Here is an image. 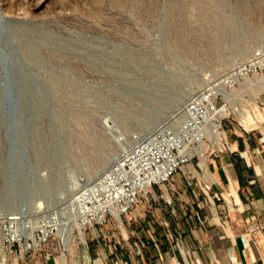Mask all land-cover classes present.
<instances>
[{
  "label": "rangeland",
  "instance_id": "374dc122",
  "mask_svg": "<svg viewBox=\"0 0 264 264\" xmlns=\"http://www.w3.org/2000/svg\"><path fill=\"white\" fill-rule=\"evenodd\" d=\"M44 35L50 38L46 42ZM123 46L143 63L131 61ZM259 49H264V0H0V148L8 141L6 164H0L8 173L5 183L0 178V217L36 222L67 212L71 200L121 155L162 127L180 123L191 98ZM132 81L145 83L131 94ZM42 85L60 93L63 101L51 113L61 110L66 118V127L56 130L62 155L42 166L44 173L37 167L34 138L23 129L29 128L31 99L45 91ZM230 114L220 136L200 149L204 155L176 177L177 188L190 187L186 181L193 177L197 192L201 168L213 149L225 145V131L264 127V73L237 88ZM102 136L107 141L100 146ZM26 171L33 176L28 179ZM173 190L174 182L155 189L131 217L147 230L149 223L163 228L173 203L164 193ZM193 200L184 196L175 204L188 213ZM119 226L99 228L100 242L144 236L128 221L122 230ZM93 242L92 232L69 223L63 236L38 254L22 257L0 246V264H85Z\"/></svg>",
  "mask_w": 264,
  "mask_h": 264
},
{
  "label": "crops",
  "instance_id": "0c3cea01",
  "mask_svg": "<svg viewBox=\"0 0 264 264\" xmlns=\"http://www.w3.org/2000/svg\"><path fill=\"white\" fill-rule=\"evenodd\" d=\"M225 140L202 166L197 192L193 177L185 188L174 180L163 228L149 223L147 230L134 216L131 224L142 239L93 242L85 264H264V127L229 129ZM192 195L188 213L176 206ZM139 243L144 247L137 255Z\"/></svg>",
  "mask_w": 264,
  "mask_h": 264
},
{
  "label": "built area",
  "instance_id": "2783aa9c",
  "mask_svg": "<svg viewBox=\"0 0 264 264\" xmlns=\"http://www.w3.org/2000/svg\"><path fill=\"white\" fill-rule=\"evenodd\" d=\"M263 73L264 49H259L191 98L180 123L162 127L121 155L71 200L67 212H56L36 222L28 216L0 217V246L24 257L42 252L63 236L69 223L92 232L97 242L103 236L99 228L120 224L122 230L127 221L133 222V212L155 189L172 187L175 178L204 155L200 149L216 137L231 116L230 103L237 88ZM164 196L170 199V193ZM143 247L137 244L135 254L140 255Z\"/></svg>",
  "mask_w": 264,
  "mask_h": 264
},
{
  "label": "bare ground",
  "instance_id": "6f19581e",
  "mask_svg": "<svg viewBox=\"0 0 264 264\" xmlns=\"http://www.w3.org/2000/svg\"><path fill=\"white\" fill-rule=\"evenodd\" d=\"M44 37H45V42H46V40L49 38V36L48 35H44L43 36V38L42 39H44ZM50 39V38H49ZM39 48L38 47H35L34 48V50L32 51V54H33V57L34 58H37L36 60V63L37 62H39V60H38V55H39ZM37 64H39V63H37ZM48 78V77H47ZM46 78V79H47ZM49 80V79H48ZM43 81V80H42ZM161 81V80H160ZM133 82V81H132ZM41 88H43V89H45V91L44 92H42V94L41 95H39L38 94V96L36 97L37 99H31L32 100V103H33V105L31 106L27 101V104H23L24 105V107H23V109H24V111H26L27 112V109H28V107L26 106V105H28L29 106V113H32V114H34V115H36V117H45L48 113V110H49V105L50 104H53V107H55V102H56V96H52L51 98H49V96H48V93H49V91H47V89H46V87H44V85H42V87ZM72 88V87H71ZM35 89V88H34ZM156 94H157V92H156ZM154 96V95H153ZM20 98H24L23 96H21ZM49 98V99H48ZM26 100V99H25ZM28 100V99H27ZM122 100V99H121ZM37 101H39V104L40 105H38V103H37ZM21 102H23L22 100H21ZM161 103V102H160ZM158 104V103H157ZM159 105V104H158ZM1 108V107H0ZM28 113V114H29ZM136 114V113H135ZM145 114V113H144ZM52 115V114H51ZM142 115V114H141ZM53 116V115H52ZM54 117V116H53ZM28 119L27 120H29V117H27ZM55 119H57V122L61 119V116L60 117H54ZM5 119V118H4ZM42 119V118H41ZM1 121H2V119H1ZM5 121V120H4ZM3 121V122H4ZM36 121V120H35ZM8 122V121H7ZM24 122V121H23ZM28 123V122H27ZM3 124V123H2ZM37 124H40L39 122H38V120H37ZM60 124V123H59ZM1 125V124H0ZM27 125V124H26ZM3 127H4V125H3ZM24 127H26V126H24ZM60 127V126H59ZM62 128V127H61ZM24 129V128H23ZM22 129V130H23ZM50 129V126L48 125L47 126V128L45 129V133H41V132H37V134H36V136L34 135L33 136V138H34V140L33 141H31V145H32V147H34V149L37 151V153H38V157H39V159H41L40 160V163H39V165L37 166L38 168H40V169H42V166L43 167H48L49 165H50V159H52V158H54L55 160V162H57V161H59V158L61 157V155H62V149H60V150H58L57 151V149H58V147H60V142H61V140H60V142H57L56 141V135H55V133H53L52 131H51V129ZM71 129V128H70ZM57 130V129H56ZM78 130V129H77ZM20 131V130H19ZM23 132V131H22ZM52 132V133H51ZM20 134H21V132H19ZM57 133V132H56ZM69 133V132H68ZM74 133V132H73ZM24 134V133H23ZM22 135V134H21ZM215 135H216V137H219L220 136V132H216L215 133ZM24 136H25V134H24ZM31 136V134L29 135V137ZM66 136H67V134H66ZM71 137V136H70ZM74 138V137H73ZM63 139V138H62ZM75 139V138H74ZM101 140V144H100V146H102V145H104L103 143H105L107 140H106V138H104V136H102V139H100ZM73 142V141H72ZM7 144H8V141H6V140H4L3 141V145H2V147L0 148L1 150H0V152L3 150V152H4V154H5V156H1V154H0V156H1V158L3 159H0V164L3 166V165H5L6 164V152H7ZM29 144V143H28ZM72 144V143H71ZM106 144V143H105ZM59 145V146H58ZM5 148H4V147ZM79 146H82V141H81V143L79 144ZM99 145H95L94 147H92V145H91V148H93V150H96L95 148L96 147H98ZM67 147V146H66ZM56 152H57V154H56ZM2 153V152H1ZM8 153V152H7ZM34 155H35V153H34ZM36 156V155H35ZM5 157V158H4ZM7 157H8V155H7ZM38 157L36 156V158L38 159ZM22 158V157H21ZM22 160V159H21ZM53 160V159H52ZM8 161V160H7ZM19 162H20V160H19ZM19 164H21V163H19ZM18 164V165H19ZM7 166V165H6ZM5 166V167H6ZM111 166V165H110ZM7 168V167H6ZM7 170V169H6ZM5 169L4 170H2V171H0V173L2 174V175H0V178H1V180H3V182H4V179H5V176L8 174L7 173V171H6ZM51 170V169H50ZM5 171V172H4ZM22 170H20V172H21ZM39 171L40 170H38L37 171V173H39ZM43 173H44V171H43V169L41 170ZM27 172V171H26ZM60 172V174H61V170L59 171ZM35 173V172H34ZM30 175V174H29ZM55 176H54V178L56 177V179H57V171H56V174H54ZM2 176V177H1ZM23 176H24V173H23ZM31 176V175H30ZM33 176V175H32ZM31 176V177H32ZM45 176V175H44ZM64 176V175H63ZM29 176H27V178H28ZM36 177V176H35ZM65 178V177H64ZM25 179V178H24ZM29 179V178H28ZM45 180V179H44ZM25 181V180H24ZM26 181H27V179H26ZM47 181V180H46ZM28 182V181H27ZM30 182V181H29ZM5 183V182H4ZM7 183V182H6ZM23 183V182H22ZM25 183V182H24ZM35 183H36V181H35ZM27 184H29V183H27ZM22 185V184H21ZM24 185V184H23ZM22 185V186H23ZM26 185V184H25ZM42 193H44V192H41V191H38V193H37V195L38 194H42Z\"/></svg>",
  "mask_w": 264,
  "mask_h": 264
},
{
  "label": "water",
  "instance_id": "95a60500",
  "mask_svg": "<svg viewBox=\"0 0 264 264\" xmlns=\"http://www.w3.org/2000/svg\"><path fill=\"white\" fill-rule=\"evenodd\" d=\"M95 44V43H94ZM124 48L123 49H121L122 50V52L124 53L125 52V50L128 52V54H130V60L132 61V60H134V62H137V61H139V62H142L143 63V58H141V57H139V55H137V54H135V53H133L130 49H127V48H125V46H123ZM126 53V52H125ZM145 82H139V81H135V82H132V84L130 85V87H128L127 88V90H128V92L129 93H131V94H133V93H135L136 91H137V89H139V88H141L142 87V84H144ZM60 93H57L56 91H53V92H49L48 93V96H49V98H51L53 95L54 96H56L57 98H56V102H55V107H59L60 105H61V103H62V96H60L59 95ZM53 108V104H50L49 105V110H48V114H49V118H47V120H45V122L44 121H38L40 124H37V121L35 122V121H33V120H31V119H29L28 120V122H30V124H29V128L28 127H25L24 128V132H27V133H31L32 134V136H36V134H37V132L39 131V132H41V133H45V129L47 128H44V124H46L47 126L49 125L50 126V129H51V131L53 132V133H55V135L57 134L56 133V129H57V131H60V128L61 127H64L65 126V123H66V118H65V115H64V113L60 110V109H57V110H60L59 112L58 111H55L54 110V114H53V116L54 117H60L61 116V119L57 122V119H55L51 114V109ZM28 117L30 118H33L34 119V117H35V115L34 114H32V113H29L28 114ZM28 119V118H27ZM60 123V124H59ZM60 126V127H59ZM66 127V126H65ZM28 128V129H27ZM49 129V130H50ZM51 132V133H52ZM52 162L53 161H51L50 160V165H53V164H55V163H53L52 164ZM38 166V165H37ZM26 174L28 175V176H30L29 175V171H27L26 172Z\"/></svg>",
  "mask_w": 264,
  "mask_h": 264
}]
</instances>
